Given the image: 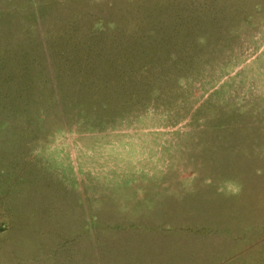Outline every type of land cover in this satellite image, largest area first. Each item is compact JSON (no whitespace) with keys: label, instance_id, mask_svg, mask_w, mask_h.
<instances>
[{"label":"rangeland","instance_id":"1","mask_svg":"<svg viewBox=\"0 0 264 264\" xmlns=\"http://www.w3.org/2000/svg\"><path fill=\"white\" fill-rule=\"evenodd\" d=\"M156 1L0 0V264H264V0H178L182 66L67 80L61 32Z\"/></svg>","mask_w":264,"mask_h":264},{"label":"trees","instance_id":"2","mask_svg":"<svg viewBox=\"0 0 264 264\" xmlns=\"http://www.w3.org/2000/svg\"><path fill=\"white\" fill-rule=\"evenodd\" d=\"M177 4H180L178 0H168L167 4L156 1L153 6L146 8L148 11L142 18L124 23L109 21L102 24V27H98V23L84 34L88 35L85 39L77 30L74 31L73 27L61 32L57 39L61 45L71 47L74 44L75 47H82L79 48L83 49L82 52L86 50L82 54L79 49L65 48L66 50L61 53L62 58L69 63L67 80H71L74 88L87 87L93 92L98 88L112 89L114 84L111 81L118 83L125 80L129 83L141 69L143 73H147L151 67L164 63H170L173 67L182 66L190 51L191 35L188 36L181 28L186 17L177 10ZM73 31L78 34H76L78 38ZM197 40L199 41L198 36L196 43ZM44 48L43 56L51 78L56 81L55 78L58 79L60 73L53 67L50 47ZM73 50L81 54H70ZM79 74L84 77L80 82ZM184 78L186 77L181 75V79ZM78 95L80 96L79 93ZM99 99L101 107L106 105L105 100L100 97ZM57 101L58 104H62L61 97H58Z\"/></svg>","mask_w":264,"mask_h":264}]
</instances>
